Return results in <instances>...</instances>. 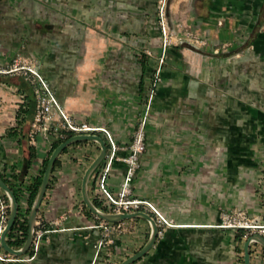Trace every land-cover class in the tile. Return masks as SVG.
<instances>
[{
  "label": "crops",
  "instance_id": "1",
  "mask_svg": "<svg viewBox=\"0 0 264 264\" xmlns=\"http://www.w3.org/2000/svg\"><path fill=\"white\" fill-rule=\"evenodd\" d=\"M156 2L0 0V64L28 57L75 123L109 130L118 146L106 178L114 196L161 52ZM167 18L206 45L170 47L161 65L128 198L151 201L173 226L131 264H243L249 235L219 224L222 213L237 210L264 224V0H167ZM224 42L228 48L214 53ZM34 106L21 74H0V174L17 192L21 212L57 138L39 135L28 144ZM94 133L108 149L105 135ZM28 146L34 156L25 167ZM98 152L92 140L61 152L35 222L53 230L34 254L0 264H117L145 244L146 219L121 221L104 241L103 220L84 210L81 177ZM103 165L88 192L110 208L97 186ZM249 250L250 264H264L259 244Z\"/></svg>",
  "mask_w": 264,
  "mask_h": 264
},
{
  "label": "built area",
  "instance_id": "2",
  "mask_svg": "<svg viewBox=\"0 0 264 264\" xmlns=\"http://www.w3.org/2000/svg\"><path fill=\"white\" fill-rule=\"evenodd\" d=\"M157 22L160 30L161 52L157 57V65L153 72L144 104L139 118L134 128L131 142L128 146L129 153L122 160L126 164V172L121 183V188L116 196H114L106 187V178L110 170L112 162L117 158L116 153L118 146L113 140L109 130L103 127H93L85 123L77 124L56 98L53 90L41 75L38 66L28 57L18 55L14 57L10 64L2 66L0 64V74L18 73L32 85V93L34 96L35 106L34 113L27 131V141L30 146L37 144L39 135L63 137L64 133L71 131L77 133H94L102 132L108 142V149L97 179V186L104 199L109 204L112 212H129L132 210L147 209L154 217L158 231L157 235L162 233L164 227L173 226L159 209L149 200L140 198H128L130 192V181L138 166L139 155L145 149V127L150 113L151 104L161 80L160 68L164 63L166 51L173 46L187 44L192 48H201L206 45V40L195 32L187 28L182 23H175L170 26L167 18V0H157L156 2ZM228 42L221 43L213 49L214 53H219L227 49ZM150 55V52H147ZM8 218V201L3 193H0V234ZM220 227L242 229L248 235L257 233L264 237V224H258L247 218L240 210L234 212H225L221 214ZM104 230V241H109L107 237L114 230L121 228L120 222H102ZM53 230L47 228L44 224L35 225L33 240L29 248H32L34 254L38 249L40 241L45 233ZM102 242L97 244L100 247ZM22 256H14L3 249L0 244V260H15Z\"/></svg>",
  "mask_w": 264,
  "mask_h": 264
},
{
  "label": "water",
  "instance_id": "3",
  "mask_svg": "<svg viewBox=\"0 0 264 264\" xmlns=\"http://www.w3.org/2000/svg\"><path fill=\"white\" fill-rule=\"evenodd\" d=\"M85 140L95 141L99 145L98 154L86 167L81 177L80 194H81V200L86 206V208L94 216H96L97 218L103 221L121 222L128 218L141 217V218L146 219L150 224V233H149V237L147 241L145 242V244L137 252L128 256L127 258H125L124 260H122L121 262L117 264H131L132 262L140 258L142 255H144L152 247L157 237L158 226H157L155 219L149 213L141 211V210L132 211V212H106L98 208L93 203L89 195V192H88V184H89L90 177L92 176V174L95 172V170L100 166V164L104 160L106 151H107V146H106L105 140L98 134L77 133V134L70 136L66 140L60 142L51 151L47 159V164L42 174L40 184L38 186V189L32 200V203L29 207V211L27 214L28 229H27L26 239L24 243L18 248H12L8 245L6 241V234L14 223V220L18 213L19 202L17 200V197L13 189H11L6 184V182L0 175V190L3 192V194L5 195L8 201V218L0 234V244L5 251H7L8 253L14 256H22L27 252L33 240L37 212L45 196L56 158L70 144L79 142V141H85ZM252 242L259 244L264 249V237L257 233L250 234L243 243V264H250L249 245Z\"/></svg>",
  "mask_w": 264,
  "mask_h": 264
},
{
  "label": "trees",
  "instance_id": "4",
  "mask_svg": "<svg viewBox=\"0 0 264 264\" xmlns=\"http://www.w3.org/2000/svg\"><path fill=\"white\" fill-rule=\"evenodd\" d=\"M75 133L71 132V131H67L64 133V136L63 137H57L55 138L52 142H51V145H50V149H49V152H48V155L47 157L43 160L42 162V166H41V169L39 171V174L35 177V179L33 180V182L28 186V196H27V200H26V208L24 210V212H21L20 211V208H18V213L16 215V218L14 220V223L12 225V227L10 228V230L7 232L6 234V241L8 243V245L12 248H18L20 247L25 239H26V235H27V229H28V225H27V214H28V211H29V207L32 203V200L36 194V191L38 189V186L40 184V181H41V177H42V174L44 172V169L46 167V164H47V159H48V156L50 155L51 151L62 141L66 140L67 138H69L70 136L74 135ZM65 150V149H64ZM63 150V151H64ZM34 156V151L33 149L28 146L27 148V158L25 160V167H28L29 166V163H30V159ZM58 164V158H56L55 162H54V166H53V169L57 166ZM1 175V174H0ZM1 177L4 179V181L6 182V184L11 188H12V185L10 184V182L4 178L2 175ZM50 184H48V187H49ZM16 197H17V200H19V197H18V194L17 192L13 189ZM3 196H5L3 194ZM93 203L98 207L100 208L101 210L103 211H106V212H111V208H108L106 206H103L102 204H100L98 201H96L95 199H92ZM82 203V206L84 208V210H86L87 214L90 215V216H94L87 208L86 206L84 205L83 202ZM98 219V218H97ZM100 220V219H98ZM242 234H239L237 235V238L239 239L241 237ZM33 253L32 251V248H29L27 250V252L24 254V255H31Z\"/></svg>",
  "mask_w": 264,
  "mask_h": 264
}]
</instances>
